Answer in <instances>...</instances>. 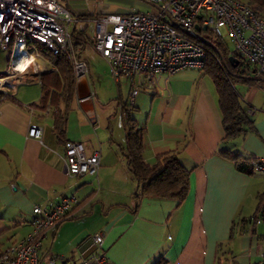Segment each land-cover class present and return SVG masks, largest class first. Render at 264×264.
<instances>
[{
	"label": "crops",
	"instance_id": "obj_1",
	"mask_svg": "<svg viewBox=\"0 0 264 264\" xmlns=\"http://www.w3.org/2000/svg\"><path fill=\"white\" fill-rule=\"evenodd\" d=\"M119 11L103 13L130 10ZM71 12L79 17L76 23L102 14ZM84 46L73 49L88 73L80 79L73 75L64 140L82 142L88 155L98 151L100 165L95 174L81 176L65 171L63 142L53 132V112L63 110L65 102L43 99L41 81L51 83L52 61L37 47L6 49L7 68L25 56L32 61L24 69L16 65L14 79L0 92V251L32 231L29 216L35 205L74 195L77 204L47 231L41 255L77 260L91 236L102 232V250L112 264H264L263 226L259 231L260 225L249 221L264 198V173L246 161L264 155V104L257 101L260 94L264 99V86L233 83L253 124L224 139L216 86L201 69L160 77L156 89L141 85L128 109L129 91L122 92V82L115 86L103 57L86 54ZM129 119L142 131L145 164L173 152L189 170L182 201L146 194L135 199L137 182L125 157ZM32 124L41 130L40 138L28 135ZM224 150L238 154L242 168L223 157Z\"/></svg>",
	"mask_w": 264,
	"mask_h": 264
},
{
	"label": "built area",
	"instance_id": "obj_2",
	"mask_svg": "<svg viewBox=\"0 0 264 264\" xmlns=\"http://www.w3.org/2000/svg\"><path fill=\"white\" fill-rule=\"evenodd\" d=\"M137 1L150 6L151 11L131 9L124 14L102 13L87 18L94 23L92 48L108 64L114 81L120 83L124 78L129 85L128 109L132 108L141 85L156 89L160 77L203 67L205 50L195 41L201 42L198 37L208 40L207 36H211L224 42L228 39L243 68L252 77L264 78V14L251 5L241 0ZM78 20L57 0H0V49L43 44L53 54L64 53L75 78L80 79L87 75L88 65L74 54L73 27H69ZM193 32L197 37L190 35ZM16 65L10 64L5 72H0V92H5L4 86L14 79ZM28 135L40 138L41 130L32 124ZM63 146L61 160L67 174L97 172L98 151L86 154L79 141L67 140ZM251 164L254 170L264 173V155L253 158ZM77 202L74 195H69L57 202L35 205L29 216L32 231L0 251V264H112L102 250V232L91 236L95 249L86 257L69 261L51 253L40 254L47 231L66 219ZM249 221L263 226L260 254L264 261V198Z\"/></svg>",
	"mask_w": 264,
	"mask_h": 264
},
{
	"label": "trees",
	"instance_id": "obj_3",
	"mask_svg": "<svg viewBox=\"0 0 264 264\" xmlns=\"http://www.w3.org/2000/svg\"><path fill=\"white\" fill-rule=\"evenodd\" d=\"M241 1L251 5L258 13L264 14V0ZM72 27L71 42L73 49L77 50L85 44V29H77L75 23ZM207 38L215 44L225 59L229 55L236 56L224 41L213 39L211 36H207ZM195 41L201 44L205 50V59L201 70L213 79L216 86L222 114L224 139L234 138L249 130L253 122L243 110L241 100L234 89L233 83L240 80L247 84L264 86V82L256 79L238 78V75L247 77L249 74V71L243 68L241 60L236 66L230 65L228 61L227 65L224 66L214 49L198 40ZM35 47L38 48L42 55L52 61L55 67V71L47 73V76L52 79L50 80L51 83L42 80L41 84L44 100L50 98L53 101L55 98H61L65 102L63 110L59 108L53 112V132L64 145L67 141L64 140V136L69 101L75 91L73 68L64 53L53 54L40 43H36ZM125 130L127 166L137 182V188L134 193L135 199L138 200L143 194H146L158 197H172L177 199L178 202L182 201L187 194L189 170L179 162L176 153L168 152L162 154L154 165L145 164L141 156L143 147L141 129L135 126L133 120L129 119L125 125ZM221 155L231 159L237 167L242 168L241 162L243 159L238 154L224 150ZM252 159L249 158L246 161L254 170L251 164Z\"/></svg>",
	"mask_w": 264,
	"mask_h": 264
},
{
	"label": "rangeland",
	"instance_id": "obj_4",
	"mask_svg": "<svg viewBox=\"0 0 264 264\" xmlns=\"http://www.w3.org/2000/svg\"><path fill=\"white\" fill-rule=\"evenodd\" d=\"M63 7L71 9L77 13H87L90 15H94L96 13H103L107 11V9H110L112 12H120L119 10L123 11H129L131 9H136L140 11H147V7H143L137 0H57ZM72 24L70 23L69 27L71 28ZM77 28H83L85 29L84 34V40H85V46L83 47V52H86V54L92 53L96 56L98 55L94 49L91 46V41L94 36V23L92 21H79L76 23ZM225 44L229 47L231 50V44L228 39H225ZM7 54L8 51L6 49H0V72H5L7 68ZM99 56V55H98ZM112 78V77H111ZM121 90L124 94H126L129 91V85L126 82V80L123 78L121 80ZM112 83L116 86V82L112 78ZM238 84V83H237ZM239 85H242L239 83ZM96 86L101 87V90H106V86L101 83H97ZM6 86H4L5 88ZM3 88V89H4ZM20 88H27L26 85L20 86ZM0 86V90H1ZM106 92L104 91V94ZM258 103L264 104V99L262 98L261 94L257 99ZM105 104V102H103ZM247 105V104H246ZM248 106V105H247ZM254 108L257 106L252 105ZM259 109V108H257ZM119 117H121V114L119 113ZM122 120V119H121ZM120 120V121H121ZM257 229L259 231L262 230V226H257Z\"/></svg>",
	"mask_w": 264,
	"mask_h": 264
},
{
	"label": "water",
	"instance_id": "obj_5",
	"mask_svg": "<svg viewBox=\"0 0 264 264\" xmlns=\"http://www.w3.org/2000/svg\"><path fill=\"white\" fill-rule=\"evenodd\" d=\"M199 17H200V16H198V18H199ZM194 28H195V30H198V31L200 30V28H199L198 25H195ZM202 28L205 29L204 26H203ZM190 35L193 36V37H197V34H196L195 32L190 33ZM198 39H199L202 43H204V44H206L207 46H209V47H211L212 49H214V51H215L216 54L219 56V58H220V60H221V62H222V64H223L224 66L227 65V61H228V63H229L230 65H232V66H236V65L238 64L239 60H238L237 57H235V56H233V55H229V56L227 57V59H225V57L223 56V54H222V53L220 52V50L215 46L214 43H212L211 41H209V40H207V39H205V38H203V37H198ZM238 76H239V77H245V76H241V75H238ZM250 79H256V80H260V81H263V82H264V78L250 77ZM80 85H81V83H80V81H78L76 87H77V90H79V91H80ZM84 248H85L84 251H83V250H80L81 257H86L87 255H89V254L95 249V244H93L92 240L90 239V241H89L86 245H84Z\"/></svg>",
	"mask_w": 264,
	"mask_h": 264
},
{
	"label": "bare ground",
	"instance_id": "obj_6",
	"mask_svg": "<svg viewBox=\"0 0 264 264\" xmlns=\"http://www.w3.org/2000/svg\"><path fill=\"white\" fill-rule=\"evenodd\" d=\"M25 54H26V53H25ZM23 55H24V54H22V56H23ZM23 57H24V56H23ZM31 61H32V58H30L29 56H28V57L25 56V58L19 60V62H18V64H17V67H18V68H21V69H24L26 66H28V64H29ZM0 81H2V80L0 79Z\"/></svg>",
	"mask_w": 264,
	"mask_h": 264
}]
</instances>
